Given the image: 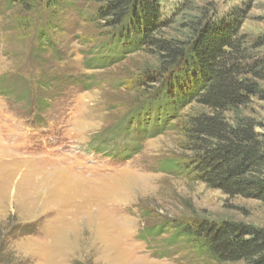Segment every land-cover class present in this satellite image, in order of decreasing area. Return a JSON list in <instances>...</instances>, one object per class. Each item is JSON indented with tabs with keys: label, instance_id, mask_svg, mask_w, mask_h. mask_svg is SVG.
<instances>
[{
	"label": "rangeland",
	"instance_id": "rangeland-1",
	"mask_svg": "<svg viewBox=\"0 0 264 264\" xmlns=\"http://www.w3.org/2000/svg\"><path fill=\"white\" fill-rule=\"evenodd\" d=\"M11 1L0 0V264H218L193 254L171 225L264 229L260 201L229 197L178 167L190 156L180 128L208 110L192 102L163 111L160 85L148 79L165 71L155 50L113 44L89 0L33 13ZM156 1L170 26L151 36L192 40L174 16L181 0ZM185 7L187 18L237 24L249 61L263 60L258 92L238 112L264 142V0Z\"/></svg>",
	"mask_w": 264,
	"mask_h": 264
},
{
	"label": "trees",
	"instance_id": "trees-1",
	"mask_svg": "<svg viewBox=\"0 0 264 264\" xmlns=\"http://www.w3.org/2000/svg\"><path fill=\"white\" fill-rule=\"evenodd\" d=\"M60 1L67 0L11 2L24 13H33L40 5L57 8ZM89 1L96 5L93 19L104 22L116 39L113 44L133 43L160 55L165 71L148 79H155L160 85L157 92L164 99L163 111L170 114L169 111L192 102L208 110L207 114L187 118L180 128L183 148L190 152L178 166L181 171L229 197L264 204V142L255 132L252 120L238 112L258 92L254 79L259 77L256 69L262 67L263 60L249 61L237 24L215 26L206 20L207 16L204 20L187 18L183 15L190 8L184 5L192 0H181L183 7L176 6L174 16L184 19L180 29L193 35L192 40L181 44L151 36L170 26L161 19L156 0ZM192 71L196 77L186 80L184 75ZM43 104L42 101L36 104L38 110ZM225 114H232V121ZM171 227L193 246L195 255L218 264H264V229L206 220L175 222Z\"/></svg>",
	"mask_w": 264,
	"mask_h": 264
}]
</instances>
